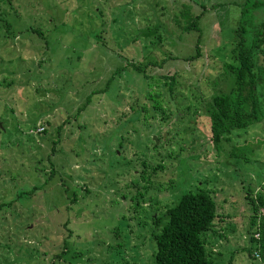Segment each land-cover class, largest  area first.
<instances>
[{"label": "rangeland", "instance_id": "374dc122", "mask_svg": "<svg viewBox=\"0 0 264 264\" xmlns=\"http://www.w3.org/2000/svg\"><path fill=\"white\" fill-rule=\"evenodd\" d=\"M243 1L10 0L14 12L0 2V264H150L154 219L200 187L222 216L205 233L207 255L264 264V109L218 148L203 110L229 85L221 62L233 60L236 24L248 46L264 20V3L240 12ZM181 2L206 8L195 56L196 31L179 37L172 18ZM136 48L156 62L146 77L127 65ZM255 61L264 66V52ZM148 89L163 112L135 117Z\"/></svg>", "mask_w": 264, "mask_h": 264}, {"label": "trees", "instance_id": "16d2710c", "mask_svg": "<svg viewBox=\"0 0 264 264\" xmlns=\"http://www.w3.org/2000/svg\"><path fill=\"white\" fill-rule=\"evenodd\" d=\"M246 1L244 0L243 3H246ZM0 2L7 3V8L2 10L6 11L8 9L14 12L15 8L10 4V0H0ZM262 3H264V0H252L248 5H242L240 12L246 11L248 6L255 7ZM198 5L200 6V10L195 12L188 3L181 2L172 16V18L175 17L176 22L179 21L178 17L182 19L179 28L181 31L177 33L179 37H181L180 34L184 31H196L194 54L192 56L198 54L197 43L200 37L199 20L206 10L203 4ZM2 10H0V14ZM1 17L0 15V20ZM238 24L239 22L234 28L237 48L233 52V60L221 62V67L228 73L226 78L230 81L228 82L229 85L227 89L211 92L208 100L203 104V110L208 119L209 140L216 148L220 147L219 143L221 140L232 138L230 135L235 127H244L252 121L260 120L262 117L261 109H264V95L261 97L258 93L260 87L264 88V66L258 67L255 61L258 54L264 52V48L260 49V45L264 43V20L255 25L256 31L252 35V41L248 46L245 43L246 40L240 37L241 29ZM3 25L7 30L10 23L8 21L3 22ZM32 31L35 32L34 29ZM149 31L154 32L155 30ZM7 32L9 31L7 30ZM136 50L138 52L136 59L128 61L127 65L131 66L142 77H146L147 74L144 72L145 65L148 61H151V63L156 62L155 60L140 62L138 58L140 50L139 48H136ZM162 76L166 80L167 89L171 90L175 81V74H165ZM158 95V90L151 91V89H148L144 95H141L143 99L141 103L136 96L133 106L135 108V117L145 118L146 116H143L144 111H147L148 115H153L155 109L163 112L158 101ZM88 99L89 95H87L84 103ZM148 100H150V106L147 107L146 101ZM80 108L81 105L76 111L78 112ZM150 142L153 147L157 146L154 139H150ZM141 165H143L142 171H144L148 163L142 160ZM149 167L154 172L155 167H161V164L157 162L155 166ZM139 176L143 180H150L149 175L146 176L140 173ZM34 188L35 186H32L31 191ZM141 192L139 191V193ZM135 193L138 192L136 191ZM257 208L256 203L251 200L250 209L253 213L251 212L250 214L248 225L252 226L253 229L248 231L247 227L249 240L255 239L253 233L257 230V223L255 221ZM165 214L166 220L161 222V224H158L157 217L155 219L154 217L152 218L156 226L154 228L155 232L151 233V239L155 242V248L152 249L150 264H219L208 256L205 250L206 231L216 232L217 228L214 226V221L217 217H222L216 209L214 199L206 189L200 187L194 191L184 190L177 201L166 208ZM254 241L256 242V239ZM263 242L264 240L261 241L262 247L264 245ZM255 247L256 245H254ZM62 251L63 249L57 255H60Z\"/></svg>", "mask_w": 264, "mask_h": 264}, {"label": "built area", "instance_id": "2783aa9c", "mask_svg": "<svg viewBox=\"0 0 264 264\" xmlns=\"http://www.w3.org/2000/svg\"><path fill=\"white\" fill-rule=\"evenodd\" d=\"M41 129H43L42 126H40V127L37 126V127H35L34 131H39V130H41Z\"/></svg>", "mask_w": 264, "mask_h": 264}, {"label": "water", "instance_id": "95a60500", "mask_svg": "<svg viewBox=\"0 0 264 264\" xmlns=\"http://www.w3.org/2000/svg\"><path fill=\"white\" fill-rule=\"evenodd\" d=\"M43 93V92H42ZM0 127H1V124H0ZM153 138H154V140H155V142H156V138H155V136H153Z\"/></svg>", "mask_w": 264, "mask_h": 264}]
</instances>
